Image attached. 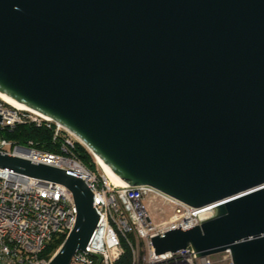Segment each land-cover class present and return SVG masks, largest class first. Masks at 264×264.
<instances>
[{
    "label": "water",
    "instance_id": "95a60500",
    "mask_svg": "<svg viewBox=\"0 0 264 264\" xmlns=\"http://www.w3.org/2000/svg\"><path fill=\"white\" fill-rule=\"evenodd\" d=\"M0 93L66 127L127 186L212 206L152 237L156 254L264 264V0H0ZM0 169L72 193L74 226L47 264L80 250L100 263L82 175L1 151Z\"/></svg>",
    "mask_w": 264,
    "mask_h": 264
},
{
    "label": "built area",
    "instance_id": "2783aa9c",
    "mask_svg": "<svg viewBox=\"0 0 264 264\" xmlns=\"http://www.w3.org/2000/svg\"><path fill=\"white\" fill-rule=\"evenodd\" d=\"M0 114L2 129H13L23 123L44 126L52 131L57 145L56 151L47 152L35 149L31 143L22 146L0 137L1 152L82 175L94 194L95 209L100 217L86 249L103 256L99 264H116L124 251L122 238L128 239L130 234L147 239L145 264H214L209 256L198 257L191 247L156 254L151 243L156 235L180 226L185 230L212 218L211 205L195 208L147 185L117 186L105 174L91 171L82 164L75 154L81 141L63 125L34 111L17 108L1 98ZM76 213L72 193L65 186L0 169V264H47L39 254L53 235H68ZM166 213L169 216L159 220ZM128 243L133 252V264H138L134 244ZM220 254L227 264H233L229 251ZM98 260L80 250L71 264H97Z\"/></svg>",
    "mask_w": 264,
    "mask_h": 264
},
{
    "label": "trees",
    "instance_id": "16d2710c",
    "mask_svg": "<svg viewBox=\"0 0 264 264\" xmlns=\"http://www.w3.org/2000/svg\"><path fill=\"white\" fill-rule=\"evenodd\" d=\"M0 137H4L13 143L22 146H27L31 143L35 149L40 151L53 152L56 151L57 148V145L54 144L52 131L50 129L44 126L38 127L30 123L18 124L13 129H2L0 127ZM75 154L86 167L94 171L97 169V164L93 154L79 143L75 148ZM131 236L132 235L129 237ZM65 238V235H53L46 243V246L39 254V257L41 259L49 260L59 249ZM131 240L133 243H136V239L133 237H131ZM122 246L124 251L116 264H133V252L131 246L127 242V239L122 238Z\"/></svg>",
    "mask_w": 264,
    "mask_h": 264
},
{
    "label": "rangeland",
    "instance_id": "374dc122",
    "mask_svg": "<svg viewBox=\"0 0 264 264\" xmlns=\"http://www.w3.org/2000/svg\"><path fill=\"white\" fill-rule=\"evenodd\" d=\"M81 144L82 146H84L87 150H89L83 143H79ZM90 151V150H89ZM91 152V151H90ZM94 156V155H93ZM94 159H95V162L97 164V169L94 170H91L90 168H88L89 170L91 171H94L96 173H102L104 174L103 170L101 169V167L99 166L97 160H96V157L94 156ZM169 216V213H166V214H163L162 217L159 218V220H162V219H165ZM130 235H132L131 237H133L134 239L137 240L136 243H133L132 240H131V237H129ZM128 236V239H127V242H130L131 244H134V248H135V252H137V255H138V258L137 259V263L138 264H145V261H146V256H147V252H148V241L147 239L145 238H141L140 236L136 235V234H130ZM56 253V252H55ZM54 253V254H55ZM223 254H214V255H210L209 258L213 261L214 264H227V261L226 260H223ZM53 257V256H52ZM51 257V258H52ZM40 258V257H39ZM50 258V259H51ZM41 259V258H40ZM49 259V260H50ZM45 260V259H43ZM49 260H45L46 262H49Z\"/></svg>",
    "mask_w": 264,
    "mask_h": 264
},
{
    "label": "bare ground",
    "instance_id": "6f19581e",
    "mask_svg": "<svg viewBox=\"0 0 264 264\" xmlns=\"http://www.w3.org/2000/svg\"><path fill=\"white\" fill-rule=\"evenodd\" d=\"M0 98H1L2 100H4L5 102H7V103H9V104H11V105H13V106H15V107H17V108L25 109V108H23L22 106L16 104L15 102L11 101L10 99H8L7 97H5V96H4L3 94H1V93H0ZM27 110H30V109H27ZM31 111H32V110H31ZM96 160H97L99 166L101 167V169L103 170L105 176H106V177H107V178H108L113 184H115V185H117V186H125V185H126V184H125L121 179H119L115 174H113V173L107 171V170L102 166V164L99 162V160L97 159V157H96Z\"/></svg>",
    "mask_w": 264,
    "mask_h": 264
}]
</instances>
